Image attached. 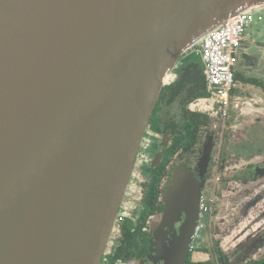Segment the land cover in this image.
<instances>
[{"label": "water", "instance_id": "1", "mask_svg": "<svg viewBox=\"0 0 264 264\" xmlns=\"http://www.w3.org/2000/svg\"><path fill=\"white\" fill-rule=\"evenodd\" d=\"M264 0H0V264H101L149 122L184 53ZM206 162L208 154L206 155ZM199 184L162 264H184Z\"/></svg>", "mask_w": 264, "mask_h": 264}, {"label": "flooded vegetation", "instance_id": "2", "mask_svg": "<svg viewBox=\"0 0 264 264\" xmlns=\"http://www.w3.org/2000/svg\"><path fill=\"white\" fill-rule=\"evenodd\" d=\"M243 45L241 38L234 53L235 68L238 50ZM243 57L241 64L246 65V74H242L243 79H236L240 73L235 69L236 85L229 95L230 106L225 115L214 88L208 85L201 59L183 65L174 72V81L164 86L152 113L146 139L136 156L101 264L163 263L166 254L158 255L159 249L167 246L168 253L173 249L186 220L184 212L177 218H164L178 177L183 173H191L200 186L196 221L187 237L189 244L184 264H264V212L258 217L249 212L264 202V194H260L264 192V157L259 163L241 169L231 160L233 155H241V150L246 151L242 152L245 157L248 156V147H243V143L248 142L251 146L252 139L264 140V136L258 137L261 133L248 130L245 140L235 141L231 133L230 124L235 116L244 119L245 102L250 98L264 100V79L250 76L256 69L254 59L247 54ZM188 70L192 71L189 79L186 76ZM239 80L260 91L253 93L251 88L245 91L238 87ZM211 95L217 98L218 116L200 109V103ZM172 111L180 116L175 124L168 122ZM193 115L199 119L202 115L205 117L204 123L200 122L196 143L189 151H184L183 145L172 151L175 138L184 135V127ZM258 117L247 118L250 129L262 128L264 119ZM221 129L228 132V137L218 144L217 132ZM252 148L261 154L264 145L254 144ZM250 187L252 189H248ZM243 190L244 198L239 195ZM241 210L250 220L248 224L244 223L243 229L238 227L239 220L243 219L233 216ZM205 219H208L207 223ZM201 240L203 244L199 243Z\"/></svg>", "mask_w": 264, "mask_h": 264}, {"label": "rangeland", "instance_id": "3", "mask_svg": "<svg viewBox=\"0 0 264 264\" xmlns=\"http://www.w3.org/2000/svg\"><path fill=\"white\" fill-rule=\"evenodd\" d=\"M250 12H252L255 17L256 20L255 22L250 26L247 27L244 31L243 34V41L245 43V45H243L239 50H238V54H237V65H236V71L240 73V75L242 74H246V65L243 63L241 64V60L244 58L243 55L247 54L249 55L250 58H252L253 61V65H255L256 72H253L250 74L251 77H256V78H260V79H264V6H261L260 8H255V9H251ZM259 20V21H258ZM200 47V44H196L194 46H192L191 48H189L183 55L182 59L177 63V68L174 69V72H178V69L181 68L183 65H185L186 63H190L193 61H197L199 59H201V57L199 55H197L196 50ZM254 70V69H253ZM245 71V72H244ZM238 87H241L243 89H247L246 87V83H242L241 80H239L238 82ZM252 90L253 93H258L260 90L259 88H254L252 86ZM253 95V94H252ZM262 97V96H261ZM245 106L246 108L244 109V111L242 112V117H244L243 120H241L239 118V116H235L234 120L232 121V123L230 124L231 127V133L234 135L235 137V141H239V140H245V135L247 133L248 130H250V132H254V134L256 133H261L260 135H258V137H263L264 136V124H262V128L257 129L256 127H252L250 129V125L246 124L249 117L253 116H259L258 118H261L262 120L264 119V100L262 98H260V101L257 99H253L250 98V101L245 102ZM200 109L209 112L210 115H215L218 116V103H217V98L215 96H209L207 99H204L202 101V103H200ZM250 123V121H248ZM150 127V126H149ZM212 130L216 131V128H211ZM217 136H218V144H221L222 142H224L225 140H227L228 137V132H224L221 130H219L217 132ZM254 144H259V145H264V140L263 141H258V140H254L252 139V144L251 146H249L248 142L247 143H243V147L247 146L248 150H247V154L248 156L245 157L242 152H246L245 150H241L242 152H240L241 155L239 156H232V164L235 167H240V169L242 167H247L248 165H252V164H257L261 161V159L264 157V150L261 154L257 153L255 150H252L253 145ZM218 148V146H216ZM236 154V153H234ZM244 157V158H243ZM248 189H252V187L248 188ZM262 193L260 194H264L263 191H261ZM245 190L241 191L239 195H243L244 196ZM242 198V199H243ZM264 201V200H263ZM252 211L253 216L258 217L261 215V213L264 212V202H262V204L260 205V207H256L254 209H251L249 212ZM248 212V213H249ZM244 213L242 210L240 211V213H234V217H241L243 219L239 220V224L238 227L243 229V225L245 222H247V224L249 223V219H248V214L244 217ZM239 217V219H241ZM208 219H205V222L207 223ZM200 244H203V241L201 240L199 242ZM169 251V249H167V246H164L161 250L159 249L158 255H163V254H167Z\"/></svg>", "mask_w": 264, "mask_h": 264}, {"label": "built area", "instance_id": "4", "mask_svg": "<svg viewBox=\"0 0 264 264\" xmlns=\"http://www.w3.org/2000/svg\"><path fill=\"white\" fill-rule=\"evenodd\" d=\"M255 19L250 10L238 12L211 30L196 50L204 62L208 85L214 88L224 115L230 106L229 95L236 85L234 53L240 45L245 29Z\"/></svg>", "mask_w": 264, "mask_h": 264}, {"label": "trees", "instance_id": "5", "mask_svg": "<svg viewBox=\"0 0 264 264\" xmlns=\"http://www.w3.org/2000/svg\"><path fill=\"white\" fill-rule=\"evenodd\" d=\"M237 78H239V75H236V79ZM204 120L205 117L203 115L201 119H199V117H197L196 115L195 116L193 115L190 118V120H188V123L184 127V135H179L175 138L171 148L172 151L175 152L180 147L183 148V146H184V151H189L197 141L199 125L201 124L200 122L204 123Z\"/></svg>", "mask_w": 264, "mask_h": 264}, {"label": "crops", "instance_id": "6", "mask_svg": "<svg viewBox=\"0 0 264 264\" xmlns=\"http://www.w3.org/2000/svg\"><path fill=\"white\" fill-rule=\"evenodd\" d=\"M198 55V54H197ZM201 61H202V59H201ZM235 69V68H234ZM190 72H192V71H190V70H188L186 73V76L188 77V79H189V76H190ZM254 72H256V71H254ZM253 73V72H252ZM194 76H195V74H194ZM176 77V74L174 75V78ZM239 78H241V79H243V76L242 75H240L239 76ZM260 80H262V79H260ZM246 87H247V89H245V91H247V90H249V88H251V90H252V86H251V84H246ZM170 101L171 102H174L175 100H171L170 99ZM173 110V109H172ZM180 120V116H177L176 115V111L174 112V111H172L171 113H170V115H169V117H168V122H173L174 124L175 123H177L178 121Z\"/></svg>", "mask_w": 264, "mask_h": 264}]
</instances>
